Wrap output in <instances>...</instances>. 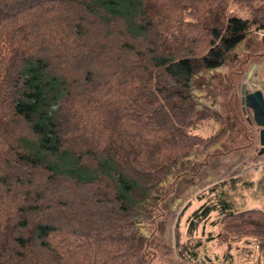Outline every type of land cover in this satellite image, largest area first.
Listing matches in <instances>:
<instances>
[{
    "label": "trees",
    "instance_id": "1",
    "mask_svg": "<svg viewBox=\"0 0 264 264\" xmlns=\"http://www.w3.org/2000/svg\"><path fill=\"white\" fill-rule=\"evenodd\" d=\"M221 2L0 0V264H144L131 211L206 145L188 131L207 118L193 77L264 30V0L177 30L189 5ZM240 179L209 187L190 228L215 212L223 240L264 237V214L233 202Z\"/></svg>",
    "mask_w": 264,
    "mask_h": 264
},
{
    "label": "rangeland",
    "instance_id": "2",
    "mask_svg": "<svg viewBox=\"0 0 264 264\" xmlns=\"http://www.w3.org/2000/svg\"><path fill=\"white\" fill-rule=\"evenodd\" d=\"M156 5L151 4L152 14L158 12ZM258 6V0H222L206 7L191 4L177 30L184 31L191 24L220 29L230 16L251 19ZM243 84L245 91L259 90L264 97V30L251 27L222 66L193 77L192 99L198 109L206 111L207 118L188 131L204 138L206 145L176 160L149 198L131 211V231L143 239L144 264H264V237H235L232 233L223 240L219 237L223 229L218 213H211L207 220H196L192 228L189 226L190 215L208 200L214 201L213 193L207 189L215 183L241 174L264 179L260 128L253 121L252 111L240 104ZM256 198L253 207L263 215L261 190L242 191L233 202ZM194 246H198L197 261L188 253Z\"/></svg>",
    "mask_w": 264,
    "mask_h": 264
},
{
    "label": "water",
    "instance_id": "3",
    "mask_svg": "<svg viewBox=\"0 0 264 264\" xmlns=\"http://www.w3.org/2000/svg\"><path fill=\"white\" fill-rule=\"evenodd\" d=\"M244 84L240 89V104L242 108H247L252 111V118L259 130V144L264 151V97L261 91L256 90L247 92L244 90Z\"/></svg>",
    "mask_w": 264,
    "mask_h": 264
},
{
    "label": "crops",
    "instance_id": "4",
    "mask_svg": "<svg viewBox=\"0 0 264 264\" xmlns=\"http://www.w3.org/2000/svg\"><path fill=\"white\" fill-rule=\"evenodd\" d=\"M236 177H240L241 179L239 180L240 182L243 183V186H242V191L245 193L247 191H257V190H261L264 192V179H252L251 177L245 175V174H241V175H237ZM257 180V181H256ZM257 199V198H256ZM257 200L255 199H251L250 201L248 202H242V205L241 207H238L236 208L238 212H243V211H247V210H252V209H258V208H255L253 207L254 205L253 204H256L255 202H257ZM246 206L247 209H246Z\"/></svg>",
    "mask_w": 264,
    "mask_h": 264
}]
</instances>
